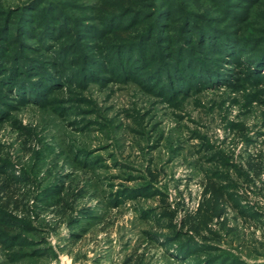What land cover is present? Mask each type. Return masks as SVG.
I'll use <instances>...</instances> for the list:
<instances>
[{"label":"rangeland","instance_id":"obj_1","mask_svg":"<svg viewBox=\"0 0 264 264\" xmlns=\"http://www.w3.org/2000/svg\"><path fill=\"white\" fill-rule=\"evenodd\" d=\"M0 264H264V0H0Z\"/></svg>","mask_w":264,"mask_h":264}]
</instances>
